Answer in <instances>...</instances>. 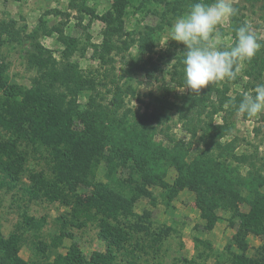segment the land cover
<instances>
[{
    "label": "rangeland",
    "instance_id": "1",
    "mask_svg": "<svg viewBox=\"0 0 264 264\" xmlns=\"http://www.w3.org/2000/svg\"><path fill=\"white\" fill-rule=\"evenodd\" d=\"M80 1L86 9L81 22L76 12L70 8L71 2L77 4ZM195 2L198 0H0V20L13 21L15 28L22 30L21 34L25 37L36 30L40 23L49 29L64 25L65 35L78 41L69 62L76 64L84 77L97 83L96 92H92V95L95 96L97 105L103 109L102 113L105 115L102 117L115 112L117 121L124 123L125 129L131 121L135 124L142 123V128L149 130L146 140L166 149L158 150L159 153L162 151L163 157L169 155L173 146L171 143L177 142L180 145V156L187 165L197 162L195 166H203L206 159H210L211 163L220 161L230 173V183L238 184L236 187L231 186L232 189L244 196L240 184H244L247 189L251 178L264 181V114L248 118L238 114L236 107L230 103H218V99L223 92L230 100L242 99L245 93L251 94L258 84L264 83V48L251 61L242 65L235 80L226 79L214 83L218 92L210 96V101L207 100L214 104L203 103L205 112L199 116L200 119L217 109L213 115L214 124L225 126L229 130L225 131L227 136L218 140L219 146L210 140H201L199 135L191 137L183 130V121L178 119L177 107L180 104L174 98L175 95L187 92L177 85L178 74L183 72L178 59H184L185 46L168 41L170 37L166 29L176 18L189 11ZM205 2L211 3L213 0ZM230 2L236 9V14L219 26L224 37L221 47L229 48L235 43L233 24L238 28L245 23L259 42L264 44V0L255 3L244 0ZM114 10L122 16L119 26L122 35L119 42L116 38L114 42L116 49L123 52L114 51L102 63L94 56L95 46L100 48L103 43L105 25L100 17ZM54 11L63 16L54 14ZM147 27L155 29V45L151 53L142 55L138 42ZM38 42L52 51L55 59L60 60L64 47L58 41L57 34L40 35ZM29 49L28 39L19 44L0 46V68H3L2 77L7 85L23 89L32 87L36 72L26 62V52ZM137 61L140 67L144 66L146 69L135 67L134 63ZM2 95L3 92L0 91V96ZM89 96V91L77 96L76 103L81 109L86 108ZM115 97L122 98V107L117 112L111 106ZM158 98L169 100L173 105L171 109H164L161 103H156ZM191 109L196 111V107ZM196 120L193 118L190 123L194 126L197 124ZM79 127L80 130L83 129V126ZM9 138L10 134L0 127V141ZM16 149L24 159L23 166L15 182L0 186V236L4 239L20 237L18 257L25 264H45V261L52 263L58 256L67 255L74 246L86 259H90L95 253L105 254L106 244L100 236V221L103 217L96 215L93 210L87 212L84 209L96 188L92 184L85 187L76 182L74 190L68 191V185L62 184L61 180L55 181L56 173L52 169V162L43 156L45 153L35 151L22 141ZM95 167L93 176L103 184L110 183L114 178L133 179V174L130 173L132 171L123 165L110 173H107L104 162ZM179 170L183 171L178 163L165 169L148 168L146 172L157 174L166 185H148L151 193L148 199L140 198L132 203L129 191L125 189L121 192L123 201L120 216H117L119 225L113 219L106 220L108 226L124 231L127 235L122 248L112 251L113 264H231L233 252L241 253L233 246L230 247L231 252L227 248L236 231L228 223L221 221L213 233H206L205 222L200 218V203L194 192L175 185ZM194 173L197 174L196 171ZM39 174L45 177L49 187L47 191L37 193L38 198H33L30 194L35 191L32 190L30 178ZM87 177L90 180V174ZM79 178L78 181L83 180L82 177ZM55 182L58 183L57 186ZM209 183L201 188L209 189ZM119 187L115 182L113 188L116 192H119ZM57 194L58 200H49L48 197ZM228 200L223 197L217 202L227 205L229 209ZM239 209L248 211L245 205L239 206ZM218 211L220 219L225 221L230 217L231 210ZM27 222L30 223L29 226ZM32 223L33 228L38 231L31 230ZM39 232L41 245L33 246L31 243L35 239L32 234ZM259 238L249 236L248 255L254 254L255 248L262 244Z\"/></svg>",
    "mask_w": 264,
    "mask_h": 264
},
{
    "label": "trees",
    "instance_id": "2",
    "mask_svg": "<svg viewBox=\"0 0 264 264\" xmlns=\"http://www.w3.org/2000/svg\"><path fill=\"white\" fill-rule=\"evenodd\" d=\"M244 1L255 3L259 0ZM70 8L76 12L81 22L86 12L85 5L81 1L77 4L71 2ZM53 13L63 16L58 11ZM67 16L69 19L70 15ZM121 18L117 10L106 12L100 17V21L105 25L102 33L103 43L100 48L95 46L94 56L102 63H105L114 51L123 52L121 49H116V42H114L115 38L119 42L122 35L119 27ZM64 23L66 24V21ZM14 25L13 21L0 20V46L19 44L28 39L30 49L26 52V62L28 67L36 72V77L30 89L9 86L2 77L3 68H0V91L3 92L0 96V127L10 134L8 140L0 141V160H4L0 161V186L7 182H15L19 177L18 173L23 166L24 159L16 148L22 141L28 143L35 151L39 150L46 154L43 156L47 161L52 162V169L56 173L55 181L60 182L61 180L62 184L68 185V191L74 190L76 182L85 187L92 184L96 191L91 193L84 209L87 212L93 210L96 215L103 217L100 221V236L106 244L105 254L95 253L90 259H86L74 246L69 249L67 255L58 256L52 263L45 261V264H113L112 251L122 248L127 241V235L124 231L108 226L106 220L113 219L119 225L118 217L122 210L121 201H123L120 196L121 192L127 189L131 194L130 202L132 203L140 198L148 199L151 197L148 185H166L157 174L148 173L146 170L148 168L165 169L173 163H178L183 169V171L179 170L180 174L175 185L186 187L194 192L200 203V218L205 222L204 230H212L220 219L218 210H231L230 217L225 221L236 231L227 248L231 252L230 247L233 246L241 252L240 254L233 252L231 264H264V181L251 178L250 187L247 189L244 184H240L243 196L239 191L232 189L231 186L236 187L238 184L230 183V173L220 161L211 163L210 159H206L203 166H195L197 162L187 165L184 158L180 156L178 151L180 145L177 142L171 143L173 146L170 151L168 150L167 157L161 156L162 151L159 153L158 150L165 151L166 149L157 147V144L146 140L149 130L143 129L142 123L135 124L131 121L125 129L124 123L117 121L115 112H109L107 117H102L105 115L102 113L103 109L97 105L96 98L92 95V92H96L97 83L93 79L84 77L78 66L69 62L77 48L78 41L65 35L64 25H56L49 29L40 23L37 29L26 37L21 34L22 30H17ZM234 27L236 28L233 24V31ZM53 33L57 34L58 41L64 47L60 60L55 59L52 51L38 42L40 35L51 36ZM154 35L155 29L147 27L139 37L138 49L142 55L152 52L155 45ZM178 61L183 72L178 74L177 85L187 90L184 94L174 96L180 104L177 107L178 119L183 121V130L193 138L199 135L201 140H210L219 146L218 140L227 136L228 133L225 131L229 132V130H226L225 126L214 124L213 115L217 109L207 113L203 119L199 117L205 112V102L210 101V96L218 92V89L212 84L202 89L199 94L191 92L186 88L183 76V58ZM134 65L138 69H146L144 66L140 67L138 61ZM88 91L91 96L88 97L86 108L81 109L76 103V98L80 93ZM121 99V97H115L111 105L116 112L122 107ZM241 100L240 98L230 100L223 92L220 94L218 103L224 104L226 101L236 107ZM155 102L161 103L164 109H171L173 106L165 98H158ZM193 107H196V111L191 109ZM192 117L197 119V124L194 126L190 123ZM77 121H79L78 125H76ZM80 125L83 126L82 130L79 129ZM101 162L106 165L107 173L123 165L124 168L132 171L130 172L133 174L132 181L115 178L108 184L96 181L93 172L95 166ZM86 174H90V180ZM79 177L83 180L78 181ZM106 178L110 179L109 176ZM30 179L33 183L32 190L35 191L30 196L38 198L37 193L47 191L49 186L42 174L33 175ZM115 182L120 186L119 192L113 188ZM208 182H210L209 189L201 188ZM55 184L58 185L57 182ZM58 196L57 194L48 198L56 201ZM223 197L229 199V209L225 204H218L217 201ZM241 205L248 207V211H241L239 209ZM33 226L34 223L32 227L30 226L31 230L38 231ZM250 235L258 236L262 240V244L255 248L251 256L247 254L249 248L247 242ZM32 237L35 239L31 243L33 246L41 245L40 232L32 234ZM19 243V236H11L9 239L0 236V264H25L18 257Z\"/></svg>",
    "mask_w": 264,
    "mask_h": 264
},
{
    "label": "clouds",
    "instance_id": "3",
    "mask_svg": "<svg viewBox=\"0 0 264 264\" xmlns=\"http://www.w3.org/2000/svg\"><path fill=\"white\" fill-rule=\"evenodd\" d=\"M235 14L230 0H198L166 29L168 41L185 46L184 79L191 92L199 94L214 83L235 80L242 65L264 48L247 23L235 29V43L231 47H221L224 37L219 26ZM236 111L248 118L264 114V83L258 84L251 94L245 93Z\"/></svg>",
    "mask_w": 264,
    "mask_h": 264
},
{
    "label": "crops",
    "instance_id": "4",
    "mask_svg": "<svg viewBox=\"0 0 264 264\" xmlns=\"http://www.w3.org/2000/svg\"><path fill=\"white\" fill-rule=\"evenodd\" d=\"M221 221L227 223V222L224 221L223 219H219V220L215 223V225L213 226L212 230H210V231H206V233H213L214 230H215V228L218 226V224L221 223ZM221 225H222V227H223V224H221ZM194 240H195V239H194ZM195 241H196V240H195ZM196 242H197V241H196Z\"/></svg>",
    "mask_w": 264,
    "mask_h": 264
}]
</instances>
